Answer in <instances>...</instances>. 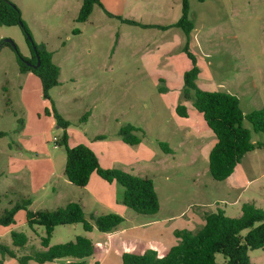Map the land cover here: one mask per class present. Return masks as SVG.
Listing matches in <instances>:
<instances>
[{
	"label": "rangeland",
	"instance_id": "rangeland-1",
	"mask_svg": "<svg viewBox=\"0 0 264 264\" xmlns=\"http://www.w3.org/2000/svg\"><path fill=\"white\" fill-rule=\"evenodd\" d=\"M10 1L20 8L34 41L46 45L61 69L60 84L50 96L70 123L69 146L85 144L99 155L103 168L153 180L161 210L156 215L134 212L122 202L124 188L100 178L108 191L103 193L104 203H99L91 186H75L64 176L66 150L58 146L63 130L45 114L50 103L43 98L39 79L19 70L17 51L30 58L31 50L17 25L0 26V132L7 133L0 138V216L27 198L32 211H54L78 202L93 231L86 232L82 224L58 226L50 245L87 237L101 249L88 264H122V247L131 236L144 234V241L135 240V248L149 242L170 247L178 240L173 230H161V225L177 226L194 213L208 215L219 209L238 218L244 203H255L264 211V148L246 154L225 181L210 174L209 153L216 137L193 106L194 93L185 97L183 75L191 68L183 51L185 33L175 27L165 31L125 24L106 13L169 26L181 18L183 0H101L104 8L95 6L84 23L76 21L82 0ZM188 4L194 24L190 51L201 70L198 87L237 96L244 115L263 108L264 0H188ZM7 40L17 49L3 45ZM179 105L186 106L187 118L177 114ZM128 125L141 129L139 145L122 141L120 130ZM244 126L251 131L253 144L264 142V134L255 133L247 120ZM160 142L174 153H165ZM107 197L113 203L107 205ZM110 213L124 222L111 233L99 232L96 219ZM12 231L27 236L28 249L13 247ZM45 236L43 226L33 230L27 225L24 210L17 213L14 225L0 226V243L19 257L42 251ZM249 256L253 264H264V248L250 251ZM10 260L0 255V264ZM216 261L222 264L225 258L217 254Z\"/></svg>",
	"mask_w": 264,
	"mask_h": 264
},
{
	"label": "trees",
	"instance_id": "trees-1",
	"mask_svg": "<svg viewBox=\"0 0 264 264\" xmlns=\"http://www.w3.org/2000/svg\"><path fill=\"white\" fill-rule=\"evenodd\" d=\"M95 6L104 8L101 0H82L76 21L86 22ZM106 13L125 24L163 30L176 27L185 33L187 40L183 51L191 61V68L183 75L185 97L188 98L191 92L194 93L193 106L216 137L209 153V171L214 180L219 182L227 180L234 174L246 154L264 148V142L256 144L251 142V131L244 126V120H247L255 133L264 134V107L244 115L237 96L226 92H209L198 87L197 80L201 70L195 55L190 51L194 24L189 19L188 0H183L179 21L170 26L144 25L114 16L107 11ZM17 25L21 26L27 36L31 50L30 58L17 51L19 70L23 74L32 73L39 79L43 98L50 103V107L45 109V114L52 116L57 126L63 130L58 146H63L66 150L64 176L71 184L84 188L89 184L91 176L96 174L105 182L118 183L124 188L122 202L129 209L142 215L158 214L161 206L153 180L116 168H103L96 153L85 144L69 146L67 129L70 123L58 113L50 96V91L60 84L61 69L53 62V53L46 45L34 41L22 18L20 8L10 0H0V26ZM75 33L79 31L76 30ZM3 45L11 46L6 42ZM176 112L180 117H188L184 105H179ZM19 123L22 124V120H19ZM139 132L141 129L128 125L120 130V137L125 144L139 145L142 142L138 136ZM5 136L7 133L0 132V138ZM159 146L165 153H172L167 143L160 142ZM31 204L30 199H23L10 209H6L0 216V226L14 225L17 213L24 210L27 225L31 229L34 230L36 226L45 228L46 236L41 239V245L45 250H33L32 254L19 257L11 247L0 243V255L3 259L10 257L9 264L15 262L28 264L31 261L45 264L61 259H69L66 264H88V260L100 252V247L95 246L87 237H77L75 242L66 244L50 245L52 234L58 226L82 224L86 232L93 231L94 226L86 219L80 203L70 202L64 208L54 211H32L29 209ZM241 212L238 218L227 217L221 209L206 215L205 224L198 231L186 229L175 231L174 235L179 242L168 249L156 244L149 246L140 244L135 248L136 242H126L121 256L122 264H219L216 261L217 254L224 256L225 261L222 264H253L249 252L264 248V211L257 208L254 203H244ZM123 222L124 218L120 215L110 213L96 219V228L99 232L111 233ZM11 238L13 247L26 249L28 238L24 233L12 231Z\"/></svg>",
	"mask_w": 264,
	"mask_h": 264
},
{
	"label": "crops",
	"instance_id": "crops-1",
	"mask_svg": "<svg viewBox=\"0 0 264 264\" xmlns=\"http://www.w3.org/2000/svg\"><path fill=\"white\" fill-rule=\"evenodd\" d=\"M63 2H61L60 4H58V6H61V4H62ZM81 5H82V3L80 4V6H77L76 7V11H77V16H78V13H79V10H80V8H81ZM94 11V10H93ZM77 18V17H76ZM133 21H135V20H133ZM135 22H137V21H135ZM139 23V22H138ZM140 24H143V23H140ZM144 25H150V24H144ZM151 25H154V24H151ZM159 26H161V25H159ZM170 26V25H169ZM176 28V27H175ZM145 29H148V28H145ZM156 29H160V28H156ZM170 29V28H169ZM160 30H163V29H160ZM166 30H168V29H166ZM165 30V31H166ZM192 35V34H191ZM32 74V73H31ZM35 76V75H34ZM214 143V142H213ZM213 143H212V145H213ZM211 148H212V146H211ZM172 150V149H171ZM96 153V152H95ZM174 153V151L172 150V153H170V154H173ZM96 155L98 156V158H99V155L96 153ZM99 161H100V158H99ZM100 164H101V161H100ZM241 164V163H240ZM239 164V165H240ZM102 165V164H101ZM239 165L237 166V168L239 167ZM237 168H236V170H237ZM235 170V171H236ZM98 178H100L99 176H97L96 174H93L92 176H91V178H90V181H89V184L85 187V188H89L88 186H91L90 187V190L97 196L96 197V200H97V202H99V203H104V196H103V193L105 192V191H108V187H106V185H104ZM101 179V178H100ZM102 180V179H101ZM108 198V200H106L105 201V203L107 204V205H109L110 203H113L112 202V200H109V197H107ZM27 199H29V198H27ZM31 200V199H30ZM109 203V204H108ZM255 204V203H254ZM32 205V204H31ZM206 215L207 214H205V213H194V215H190V217H188V219L186 220V222L185 221H182V223L180 224V225H177V226H173V225H167V224H164V225H161L163 228L161 229V230H167V231H169L170 232V230H173V232H175V231H177V230H183V229H186V230H189V231H192V232H195V231H198L199 229H201L203 226H204V224H205V217H206ZM155 234V233H154ZM153 234V235H154ZM113 235V234H112ZM140 235V236H139ZM142 235V236H141ZM143 233L142 234H138V235H136V236H131V238H129L130 240H128V241H125L124 243H126V242H136L137 240H140V241H144V238H142L143 237ZM177 239V238H176ZM134 240V241H133ZM136 240V241H135ZM178 240V239H177ZM153 241V240H152ZM178 242H179V240H178ZM178 242H176L175 243V239L173 240V243H175V244H173L174 246L175 245H177L178 244ZM149 243H151V244H154L153 242H149ZM111 245H112V247L114 248V241L112 240L111 241ZM173 245H171L170 247H172ZM159 246V245H158ZM159 247H161V246H159ZM169 246H167V247H164L163 249H168V248H170ZM29 248V246H28V244H27V247H26V249H28ZM122 248H124V247H122ZM162 248V247H161ZM25 250V249H24ZM42 250H45L44 248H42ZM96 255V254H95ZM94 255V256H95ZM91 259V258H90ZM89 259V260H90ZM88 260V261H89ZM11 261V260H10ZM10 261L9 262H6L5 264H9L10 263ZM12 264H19V263H17V262H15V263H12Z\"/></svg>",
	"mask_w": 264,
	"mask_h": 264
},
{
	"label": "water",
	"instance_id": "water-1",
	"mask_svg": "<svg viewBox=\"0 0 264 264\" xmlns=\"http://www.w3.org/2000/svg\"><path fill=\"white\" fill-rule=\"evenodd\" d=\"M6 43H9L11 45V47H13V49H15V50L17 49V46L15 45V43L13 41L7 40ZM38 64H39V62H38Z\"/></svg>",
	"mask_w": 264,
	"mask_h": 264
}]
</instances>
